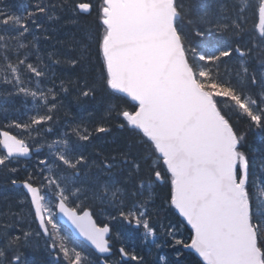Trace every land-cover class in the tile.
Instances as JSON below:
<instances>
[{
  "label": "snow or ice",
  "instance_id": "snow-or-ice-1",
  "mask_svg": "<svg viewBox=\"0 0 264 264\" xmlns=\"http://www.w3.org/2000/svg\"><path fill=\"white\" fill-rule=\"evenodd\" d=\"M252 7V0L216 6L100 0L102 67L89 83V50L80 41L73 37L65 53L50 52V63L36 41L42 28L50 39L49 26L61 20L75 25L96 5L36 0L16 14L0 0V85L10 86L4 89L9 96L31 97L35 113L10 125L22 137L0 131V177L11 182L20 205L30 204L27 216L23 208L0 210V264H29L23 250L38 251L41 241L56 264H146L123 245L119 259L109 262L117 254L111 228L97 226L94 203L115 210L109 220L142 230V243L173 248L174 264H264V182L252 179L246 151L249 134L264 133V0L254 6L258 23L249 31L246 13ZM53 64L78 68L82 75L59 85L52 79L45 90L42 78L49 79ZM98 88L116 103L98 119L69 122L48 142L45 134L63 106L60 93L73 92L80 103ZM241 118L243 128L237 126ZM113 123L134 137L114 155L94 143V137L111 133ZM44 147L48 152L32 170L24 168L27 175L19 180L17 165ZM161 185L170 190L158 206ZM171 209L190 228L187 237L159 218ZM57 214L99 255H84L76 235L62 232ZM187 256L194 258L189 262Z\"/></svg>",
  "mask_w": 264,
  "mask_h": 264
},
{
  "label": "trees",
  "instance_id": "trees-1",
  "mask_svg": "<svg viewBox=\"0 0 264 264\" xmlns=\"http://www.w3.org/2000/svg\"><path fill=\"white\" fill-rule=\"evenodd\" d=\"M35 2L36 0H4L8 10L16 14L24 13L26 9L32 8ZM83 2H91L96 5L97 8L93 10L91 15H83L75 25L65 20H61L58 24L49 26L50 39L46 40L43 38V35L41 34L43 33L42 28L40 33H37L40 38L36 41V46L39 50L40 56L45 60V62L50 63L47 59L48 54L50 52L65 53L67 51V42L74 37L76 40L80 41L81 46H86L89 50L88 63L91 71L88 74V81L89 83H93L97 81V77L102 67V59L98 55L97 44L99 36L102 32V27L99 25L96 18V12L98 10L100 0H83ZM40 22L48 26L46 19H41ZM213 35L214 34H212V36ZM211 38L216 39L215 36ZM72 54L76 55L77 53L73 52ZM32 59L35 60V57L33 56ZM51 69L52 71L48 74L49 79L42 78L41 87L45 90L47 87L52 86V79H55L56 84L59 85L61 79H76L82 75L78 68L73 69L62 64H53L51 65ZM9 87L10 86L0 85V93H4L0 95V130H18L23 136L20 129H16L10 125H12L13 122L23 123L28 121L30 116L35 114L32 110L33 101L31 97H25L23 95H7L4 92V89ZM32 87H35V83L32 84ZM57 91H59V88H57ZM60 99L63 101V106L57 113L56 122L51 124L52 132L45 134L48 142H51L53 139H58L60 134L67 129L69 122L98 119L104 114L109 103H116V101L110 97L109 92L102 88L97 89L94 97H89L80 103L75 100L73 92H69L68 94L60 93ZM89 113H91V116ZM243 119L244 118H241V122L237 124L240 128L244 127L242 122ZM111 128V133L107 135L101 134L100 139H96L94 137V143L102 144L107 153L114 155L125 149L130 142H134V137L128 132L118 129L114 123L111 125ZM29 143L32 142L29 141ZM42 149V153L38 155L39 157H43L44 154L48 152L47 147ZM246 151L248 152L253 165L252 179L254 181L258 180L260 182H264V133H260L258 130L250 133ZM113 175L119 178L118 171L114 170ZM23 178H25V176ZM169 190L170 188L168 185H161L156 190V204L158 206L163 205V198L169 193ZM90 210L98 226H104L106 224L110 225V241L112 242L114 248L123 245L129 250H135L138 255H142L145 258L146 264H161L160 257L162 255L164 256L163 264H174L176 256L170 247L165 246L157 249L155 246H151L150 244L145 245L141 242L140 231L133 230L119 221L109 220L108 217L115 214L114 209L108 207L107 205L94 203L91 205ZM159 218L165 225L169 224V222L173 223L178 220L172 209L167 212L162 211ZM117 233L120 234L119 239H117ZM116 242H120L121 245H117ZM82 251L84 255L91 256L93 258L95 257V255H93L92 252L84 246ZM193 258V256H187V260L189 262H191Z\"/></svg>",
  "mask_w": 264,
  "mask_h": 264
},
{
  "label": "rangeland",
  "instance_id": "rangeland-1",
  "mask_svg": "<svg viewBox=\"0 0 264 264\" xmlns=\"http://www.w3.org/2000/svg\"><path fill=\"white\" fill-rule=\"evenodd\" d=\"M193 1H197V3H196L197 6H200V5H204V6H216V5H219V4H222V3H230V0H192V2ZM257 3H258V0H252L253 7L252 8H249V10H248L249 12H251V14L252 13L254 14V17H256V20H257V14L255 13V7L254 6ZM229 14H231V13H229ZM213 36H215V34ZM213 36H211V37H213ZM21 137H22V134H21ZM16 196H17V193L14 192L13 189L12 190H9V187L7 185V182H5L3 180V178L1 177L0 178V210H6L9 206L12 207V210L13 211H19L20 208H23L24 209V215L27 216L28 215V212L30 210L29 204L20 205L19 202H18V199L16 198ZM154 223H156V222L154 221ZM172 225L180 233H182V235L184 237H187V235L189 234V231H187V228H186L185 224L182 225L181 221L174 222V223H172ZM33 227L35 228L34 225H33ZM157 231L159 232V227L158 226H157ZM40 243H41V247L39 248L38 251H32V250H28V249L23 250L24 251V257L27 254L36 256L37 258H41V259H42L43 256H46V257L49 258V260L51 259L52 262L54 264H56V262L54 260V257L49 256L48 253H47V251L43 247V242L41 241ZM151 246H154V245H151ZM157 249H159V248H157ZM167 250H168V248H167ZM171 250L174 251L173 248H171ZM174 253H175V251H174ZM161 257H164V256L162 255Z\"/></svg>",
  "mask_w": 264,
  "mask_h": 264
},
{
  "label": "bare ground",
  "instance_id": "bare-ground-1",
  "mask_svg": "<svg viewBox=\"0 0 264 264\" xmlns=\"http://www.w3.org/2000/svg\"><path fill=\"white\" fill-rule=\"evenodd\" d=\"M192 3L196 4L197 1H193ZM246 15L248 17L247 28L249 29V31H254L255 30V25L257 24L256 17H254V14L253 13L251 14V12H249V11H247ZM116 244L117 245H121L120 242H116ZM23 258L26 259L30 264H54L52 262V260L51 259L49 260V258L46 257V256H43L42 259H41V258H37L36 256L27 254Z\"/></svg>",
  "mask_w": 264,
  "mask_h": 264
},
{
  "label": "water",
  "instance_id": "water-1",
  "mask_svg": "<svg viewBox=\"0 0 264 264\" xmlns=\"http://www.w3.org/2000/svg\"><path fill=\"white\" fill-rule=\"evenodd\" d=\"M87 15V14H85ZM258 23V22H257ZM24 159H30V156L29 157H26ZM175 211V210H174ZM178 215V213H176ZM58 215V218H59V222L64 225L65 227H67L73 235H76L77 239H80L81 241H83L90 249L93 250V252L95 253V249L92 248V246L87 242V241H84L82 237H78V235L75 233V229L63 218V217H60L59 214ZM179 216V215H178ZM180 219L182 220V218L180 217ZM94 220V219H93ZM186 224V222H185ZM190 229V228H189ZM96 255H99L98 253H95Z\"/></svg>",
  "mask_w": 264,
  "mask_h": 264
},
{
  "label": "flooded vegetation",
  "instance_id": "flooded-vegetation-1",
  "mask_svg": "<svg viewBox=\"0 0 264 264\" xmlns=\"http://www.w3.org/2000/svg\"><path fill=\"white\" fill-rule=\"evenodd\" d=\"M36 162H37V159L35 158L31 163V165L30 166H32V168H33V166L36 164ZM1 178V177H0ZM35 226V225H34ZM115 259H118L117 257L115 258Z\"/></svg>",
  "mask_w": 264,
  "mask_h": 264
}]
</instances>
